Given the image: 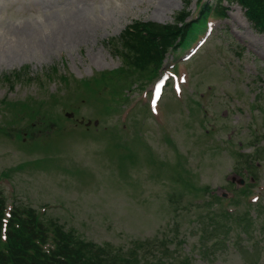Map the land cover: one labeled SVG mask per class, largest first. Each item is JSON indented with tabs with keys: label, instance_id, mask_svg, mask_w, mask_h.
I'll return each mask as SVG.
<instances>
[{
	"label": "rangeland",
	"instance_id": "rangeland-1",
	"mask_svg": "<svg viewBox=\"0 0 264 264\" xmlns=\"http://www.w3.org/2000/svg\"><path fill=\"white\" fill-rule=\"evenodd\" d=\"M197 2L0 0L9 206L117 263L264 264V33L230 5L173 77L196 44L176 41L156 73L128 66L116 41L134 21L194 20Z\"/></svg>",
	"mask_w": 264,
	"mask_h": 264
},
{
	"label": "trees",
	"instance_id": "trees-1",
	"mask_svg": "<svg viewBox=\"0 0 264 264\" xmlns=\"http://www.w3.org/2000/svg\"><path fill=\"white\" fill-rule=\"evenodd\" d=\"M245 9L247 19L254 28L264 32V0H228ZM178 25L135 21L120 37L124 58L128 64L141 70L160 65L165 46L172 45L180 33ZM5 199L0 193V264H128L117 263L114 257H102L90 244L71 232L55 227L52 247L46 251L47 230L30 207H17L6 222L5 238L2 227Z\"/></svg>",
	"mask_w": 264,
	"mask_h": 264
},
{
	"label": "water",
	"instance_id": "water-1",
	"mask_svg": "<svg viewBox=\"0 0 264 264\" xmlns=\"http://www.w3.org/2000/svg\"><path fill=\"white\" fill-rule=\"evenodd\" d=\"M72 114H69V116H71Z\"/></svg>",
	"mask_w": 264,
	"mask_h": 264
}]
</instances>
